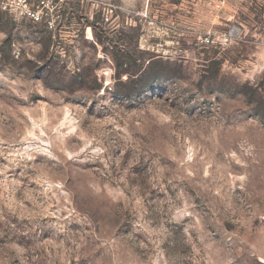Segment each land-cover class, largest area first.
<instances>
[{
  "label": "rangeland",
  "instance_id": "rangeland-1",
  "mask_svg": "<svg viewBox=\"0 0 264 264\" xmlns=\"http://www.w3.org/2000/svg\"><path fill=\"white\" fill-rule=\"evenodd\" d=\"M0 7V264H264V0Z\"/></svg>",
  "mask_w": 264,
  "mask_h": 264
},
{
  "label": "built area",
  "instance_id": "built-area-1",
  "mask_svg": "<svg viewBox=\"0 0 264 264\" xmlns=\"http://www.w3.org/2000/svg\"><path fill=\"white\" fill-rule=\"evenodd\" d=\"M0 7L5 10L19 9L23 15L40 20V11L32 8L28 4V0H0ZM260 220L264 222V214L260 216Z\"/></svg>",
  "mask_w": 264,
  "mask_h": 264
}]
</instances>
